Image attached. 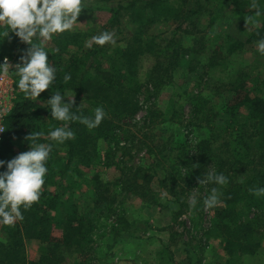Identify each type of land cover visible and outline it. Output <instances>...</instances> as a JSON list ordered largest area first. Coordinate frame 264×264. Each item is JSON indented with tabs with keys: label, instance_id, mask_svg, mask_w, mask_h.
Masks as SVG:
<instances>
[{
	"label": "trees",
	"instance_id": "1",
	"mask_svg": "<svg viewBox=\"0 0 264 264\" xmlns=\"http://www.w3.org/2000/svg\"><path fill=\"white\" fill-rule=\"evenodd\" d=\"M256 2L264 13V0ZM251 4L252 0H84L85 8L81 12L100 11L105 13V19L90 30L72 29L46 42L49 64L57 70L53 85L36 100L28 99L19 91V76L13 72L18 92L4 122L0 160L8 161L30 150L32 144L27 137L32 132L43 133L37 143H53V150L46 163L48 172L39 200L27 210L21 208L22 220L12 225L0 224V264H63L67 256L74 257L77 264H85L91 257L89 250L95 235L105 232L97 225L101 215L108 218L121 214L117 211L123 208V199L138 198L157 204L160 191L183 205L181 197L186 187L203 179L204 169L223 173L228 183L207 184V194L216 187L219 197L217 205L211 208L209 226L201 240L205 248L214 239L222 254L219 261L199 260L197 264H238L242 256L256 253L262 241L258 228L262 219L249 218L246 212L264 211V196H255L251 191L264 188V95L259 87L264 78L256 79L250 86L244 82L238 84L223 103L221 112L210 109L215 116L212 131L207 137H197L183 156L180 150L175 156L179 161L172 155L174 147L163 137L165 113L152 101L141 118L137 130L140 134L134 138L138 137L136 143L146 147V152L155 159L147 166H131L129 172L123 167L116 183L92 170L100 162L110 164L118 134L125 131L129 121L135 120L143 106L140 98L143 83L138 80L140 58L154 57L147 80L159 92L171 79L174 69L192 56L184 38L199 31L206 10L211 12L210 7L215 6L221 11V6H228L233 14L256 13ZM259 16L260 23L245 36L222 35L232 39L228 44L230 52L264 38V14ZM161 24L169 26L168 37L156 33ZM103 31L112 33L115 43L103 46L93 43L88 47L92 37ZM27 48L14 33L0 37V64L4 57L20 63V56ZM217 55L224 57L221 51ZM65 74L71 76L67 83L63 80ZM56 91L74 96L76 103L72 111L78 116L91 118L94 110L102 107L106 115L101 124L88 129L79 120L68 122L75 133L74 139L63 144L52 142L48 133L64 126V122L51 117L48 108V99ZM190 120L188 129L193 124ZM222 135L223 141L219 143ZM99 140L107 144L103 154L99 151ZM157 167L163 174L154 182L156 172L152 169ZM55 226L58 233L54 232ZM170 262L193 264L191 257L179 261L172 256Z\"/></svg>",
	"mask_w": 264,
	"mask_h": 264
},
{
	"label": "rangeland",
	"instance_id": "2",
	"mask_svg": "<svg viewBox=\"0 0 264 264\" xmlns=\"http://www.w3.org/2000/svg\"><path fill=\"white\" fill-rule=\"evenodd\" d=\"M221 8L220 11L218 7L211 6L209 10L216 12L212 17L209 16L211 12L206 10L200 19L199 31L184 38L185 45L191 48L192 56L188 62L174 69L171 79L159 92L152 89L147 80L154 57L140 58L138 80L143 83L140 95L143 106L135 120L129 121L125 131L118 134V145L113 149L110 164L106 166L100 162L92 168L105 180L116 183L123 167L129 172L131 166H147L152 158L155 159L146 152V147L136 143L138 137L134 138L140 134L137 130L142 124L141 118L148 103L153 101L163 109V137L169 141V146L174 147L172 155L179 161L175 156L180 150L183 156L197 137H207L212 131L215 116L209 112L210 109L221 112L223 103L238 84L244 82L250 86L256 79L264 78V55L257 52L256 44L244 45L230 52L228 44L232 39L222 36H245L260 23V16L252 12L233 14L228 6ZM104 19L103 12L83 11L78 15L73 29L90 30L93 26L101 24ZM128 26L133 28L132 25ZM168 27L161 24L156 33L168 37ZM217 51L223 52L224 57L218 56ZM213 55L216 59L212 61ZM259 87L260 94L264 95V81ZM189 120L193 123L190 129L187 127ZM221 139L223 135L219 136V143L223 141ZM182 144L184 148L181 147ZM98 147L103 154L107 144L99 140ZM153 166L155 167V164ZM158 168L152 169V172H156L154 182L163 174ZM149 169L151 168L146 167V170ZM197 170L201 172V169ZM209 172L210 170L204 169L203 178ZM198 181L195 180L191 186L186 187V192L181 197L185 203L183 205L173 201V197L167 192L160 191L157 194V204H150L138 198L123 199V208L117 211L122 212L121 214H113L108 218L104 217V214L101 215L97 225H100L99 230L105 232L103 235H95L89 250L91 257L89 256L85 264H172V256L179 261L191 257L193 264H197L199 260L201 263L219 261V255L222 253L217 242L212 239L205 248L201 243L212 211L203 204L208 195V185L199 184ZM113 188L116 189L117 185ZM193 195L197 197L196 207L189 204ZM119 215L121 217L117 220ZM246 216L261 217L262 225L258 228L262 241L256 253L242 256L238 264H264V211L247 210ZM108 222L111 224L108 225ZM54 232H59L56 226ZM29 252L33 257V251L29 249ZM63 264L77 263L74 257L67 256Z\"/></svg>",
	"mask_w": 264,
	"mask_h": 264
},
{
	"label": "clouds",
	"instance_id": "3",
	"mask_svg": "<svg viewBox=\"0 0 264 264\" xmlns=\"http://www.w3.org/2000/svg\"><path fill=\"white\" fill-rule=\"evenodd\" d=\"M83 8L84 0H0V37H8L11 32L28 45L26 53L20 56V63L15 65L16 74L19 76L18 89L25 98L36 100L53 85L57 70L49 64L44 45L54 35L71 31ZM251 8L256 10L257 16L264 14L256 0H252ZM93 43L103 46L115 43V40L112 33L103 31L93 36L92 43L87 46L91 47ZM256 50L264 55V38L257 41ZM0 68L5 72L8 70L6 58ZM70 79L68 74L63 77L65 83ZM75 103L74 96L64 95L60 91H56L48 99L51 117L64 122V126L56 127L48 133L52 142L63 144L66 140L74 139L75 133L68 126V122L79 120L88 129H94L106 115L102 107H97L91 118L78 116L72 111ZM42 135L41 132H32L27 137L32 144L30 150L19 153L8 161L0 160V168H5L0 171V224L12 225L17 220H22L21 208L29 209L40 198L48 172L46 163L53 150V143H37ZM198 182L223 186L228 183V178L223 173L217 174L213 171ZM251 191L255 196H264V188ZM218 197V189L213 187L203 200L204 206L214 208ZM189 204L196 207V195L190 198Z\"/></svg>",
	"mask_w": 264,
	"mask_h": 264
},
{
	"label": "built area",
	"instance_id": "4",
	"mask_svg": "<svg viewBox=\"0 0 264 264\" xmlns=\"http://www.w3.org/2000/svg\"><path fill=\"white\" fill-rule=\"evenodd\" d=\"M5 58L7 59L9 68L6 72L2 68L0 69V142L2 141L5 130V119L13 109L18 92V89L13 83V72L15 71V65L18 63L8 57H4L3 63Z\"/></svg>",
	"mask_w": 264,
	"mask_h": 264
}]
</instances>
